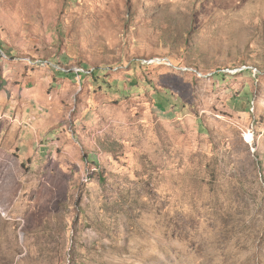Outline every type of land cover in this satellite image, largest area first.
Instances as JSON below:
<instances>
[{
  "label": "rangeland",
  "instance_id": "obj_1",
  "mask_svg": "<svg viewBox=\"0 0 264 264\" xmlns=\"http://www.w3.org/2000/svg\"><path fill=\"white\" fill-rule=\"evenodd\" d=\"M0 264H264V0H0Z\"/></svg>",
  "mask_w": 264,
  "mask_h": 264
}]
</instances>
